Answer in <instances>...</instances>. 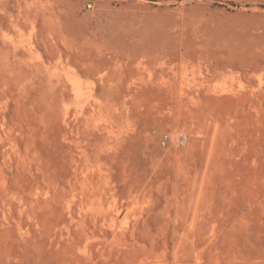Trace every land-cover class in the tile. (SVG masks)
I'll return each instance as SVG.
<instances>
[{
    "label": "rangeland",
    "instance_id": "374dc122",
    "mask_svg": "<svg viewBox=\"0 0 264 264\" xmlns=\"http://www.w3.org/2000/svg\"><path fill=\"white\" fill-rule=\"evenodd\" d=\"M0 264H264V0H0Z\"/></svg>",
    "mask_w": 264,
    "mask_h": 264
},
{
    "label": "bare ground",
    "instance_id": "6f19581e",
    "mask_svg": "<svg viewBox=\"0 0 264 264\" xmlns=\"http://www.w3.org/2000/svg\"><path fill=\"white\" fill-rule=\"evenodd\" d=\"M79 86H76V93H78L79 94Z\"/></svg>",
    "mask_w": 264,
    "mask_h": 264
},
{
    "label": "built area",
    "instance_id": "2783aa9c",
    "mask_svg": "<svg viewBox=\"0 0 264 264\" xmlns=\"http://www.w3.org/2000/svg\"><path fill=\"white\" fill-rule=\"evenodd\" d=\"M90 5V4H89Z\"/></svg>",
    "mask_w": 264,
    "mask_h": 264
}]
</instances>
